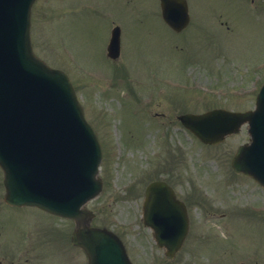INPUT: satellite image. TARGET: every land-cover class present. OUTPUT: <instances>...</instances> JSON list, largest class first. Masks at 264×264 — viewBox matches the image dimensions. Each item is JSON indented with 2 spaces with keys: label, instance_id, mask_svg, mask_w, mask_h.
Segmentation results:
<instances>
[{
  "label": "rangeland",
  "instance_id": "374dc122",
  "mask_svg": "<svg viewBox=\"0 0 264 264\" xmlns=\"http://www.w3.org/2000/svg\"><path fill=\"white\" fill-rule=\"evenodd\" d=\"M187 3L192 24L176 35L157 0H35L32 46L69 76L102 144L103 188L86 206L92 226L114 232L134 264H264V190L227 179L231 157L249 140L246 127L208 148L176 119L254 108L264 83V0ZM115 25L121 55L111 61ZM172 176L189 194L191 217L186 243L170 260L142 225L141 207L147 184ZM3 195L0 172V264H87L70 251L71 221L5 208Z\"/></svg>",
  "mask_w": 264,
  "mask_h": 264
},
{
  "label": "water",
  "instance_id": "95a60500",
  "mask_svg": "<svg viewBox=\"0 0 264 264\" xmlns=\"http://www.w3.org/2000/svg\"><path fill=\"white\" fill-rule=\"evenodd\" d=\"M32 1L0 0V167L5 202L85 220L92 214L81 206L101 190V181L96 178L101 147L68 77L48 68L32 53ZM161 7L174 29L185 23L184 0H161ZM108 55H118L117 30ZM179 119L210 144L247 122L251 144L239 148L232 167L264 187V87L254 112L213 111ZM146 194L145 223L154 229L158 244L166 246L167 255L173 256L187 232L183 206L162 183L151 184ZM73 243L86 251L89 264H129L120 242L104 230L76 229Z\"/></svg>",
  "mask_w": 264,
  "mask_h": 264
}]
</instances>
